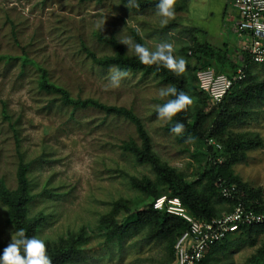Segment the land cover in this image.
Segmentation results:
<instances>
[{
	"label": "rangeland",
	"instance_id": "rangeland-1",
	"mask_svg": "<svg viewBox=\"0 0 264 264\" xmlns=\"http://www.w3.org/2000/svg\"><path fill=\"white\" fill-rule=\"evenodd\" d=\"M125 6L121 0H0V56L25 54L71 96L133 110L150 138L152 157L172 178L186 183L212 216L230 212L235 203L231 195H222L212 177L209 145L219 148L223 179L255 196L248 201L264 208V87L248 89L229 102L219 118V109L199 88L193 69L204 44L222 50L230 64L239 60L248 39L234 36L235 8L227 0H175L174 18L162 25L156 9L131 12ZM95 32L117 40L122 57L128 59L139 60L120 43L124 34L151 50L171 43L173 55L187 62L178 74L185 81L183 92L193 100L185 114L202 130L219 118L211 142L196 140L184 130L173 133L176 115L171 120L157 115V107L173 99L159 95L173 86L163 75L127 72L119 87H112V70L121 66L103 69L82 50L84 44L98 58L118 55L111 45L99 42ZM37 79L33 66L21 71L19 61L0 60V180L6 189L16 190L19 156L30 163L26 177L35 197L25 216L38 223L33 236L45 241L47 253L81 251L55 264H171L181 229L147 213L153 194L169 190L160 173L129 149L131 143L141 145L134 125L96 110L63 107L56 95L38 88ZM259 82L264 84V62L249 65L240 86ZM3 104L17 130V150L2 116ZM238 141L236 149H226ZM133 179L149 186L152 194ZM7 221V207L0 201V252L15 233ZM129 224L135 227L119 245L114 234ZM204 264H264V232L240 230Z\"/></svg>",
	"mask_w": 264,
	"mask_h": 264
},
{
	"label": "trees",
	"instance_id": "trees-1",
	"mask_svg": "<svg viewBox=\"0 0 264 264\" xmlns=\"http://www.w3.org/2000/svg\"><path fill=\"white\" fill-rule=\"evenodd\" d=\"M121 1L127 5L128 0H121ZM137 2L139 4L138 8L128 7V9L131 12H144L146 10L156 9V4L158 3V0H147V1L137 0ZM193 31L200 32L197 28L193 29ZM94 36L99 42L111 45L117 51L118 54L116 57L98 58L95 56V54L92 51H90L84 44H82V50L85 52L88 58H90L91 61L96 65H98L99 67L104 69V67L117 64L119 65V67L121 66L119 69L125 71L126 73L144 70L145 74H147L148 72L153 71L157 76L163 75L164 80L170 84H173V86L177 89L178 92L184 91L183 86L185 81L175 72L163 67L162 65H157V64L147 65L141 63L140 60L124 58L122 57V52H123L122 48L120 47L117 40L113 38L104 37L99 32H95ZM240 56L242 57L241 61L237 60L233 64H230L227 61L226 54L222 52V50L216 49L210 46L209 44L201 45V47L198 50V55L195 57L196 65H198L193 68L195 71V78L198 70L209 67L208 64L209 62H213L215 64L216 67L212 69L216 74H224L229 78H232V76L236 72L237 67L242 65L246 77V71L248 66L254 63H252L249 60V58L246 56L244 52L242 53L240 51ZM2 59L5 60L6 62L19 61L21 71L23 70V66L25 65L33 66L36 72L38 73V79H37L38 88L45 94L56 95L58 101L63 107H70L73 111L92 109L102 112L103 114H105V116H111L113 118H123L126 121L133 124L138 134V138L141 141V145L136 146L135 144L131 143L128 145L129 149L132 152L136 153L137 158L140 161L150 164L154 169H156V171L160 173L164 184L167 186L169 190V193H163V194L154 193L153 198H157L161 195L176 196L179 198L183 206L192 215L204 219H211L214 217L212 216L211 211H209V209L202 202V200L189 190L188 185L186 183H184L181 180L172 178L169 171L166 168L160 166L155 161V159L152 157L150 153L151 151L150 138L140 118L133 112V110L127 109L125 107L106 105L105 103H102L97 99H93V98H80V97L71 96V94L66 88L57 85L50 79L49 73L45 68L39 66L37 63H34L33 60H31L25 54L19 56H9V55L0 56V60ZM232 80H233L232 85L229 87V89H227L221 101L215 106L212 105L214 106V108L219 109V118L226 113L225 108L227 107L229 102L239 100L243 96V94L247 92L248 89L251 88L260 89L264 87L263 82H259L254 85L240 86V83H242L243 80L242 81H238L234 79ZM3 106L4 107L2 111L3 113L2 116L6 121H8V125L12 130L13 138L15 141V147L17 150L19 149V145H20L17 130L13 125L14 123L11 122L10 116L7 114L4 104ZM176 117H177V121H179L184 125V131L186 135L191 136L199 141L207 142L209 139L212 138V136L216 133V130L219 127V122H218L219 118H218V120H215L210 127L202 130L196 121H192L191 118L185 114V110L178 112L176 114ZM239 142L240 141L233 142L231 145H227L226 149L228 150L229 149L231 150L233 148L236 149L237 144ZM208 153L212 158V161L210 160V163L212 165L211 171H212L213 179L220 184L221 189L225 188L230 193V195L233 197L234 203L236 204L237 202H241L245 208H251L257 212H264V208L261 207V205L256 204L255 201L252 202L248 201V198L255 196L245 195L240 189L234 188L232 186L233 185L232 181L223 179V176L220 171V164L216 161V159L219 158L220 156L219 148H216V146L214 145H209ZM29 166L30 163H24V161L19 156V163L16 172L18 188L16 190L10 191L4 187L3 182L0 180V201L3 204H5L7 207V212H8L7 223L12 227V229L14 231L18 229H23L25 231L26 236L33 237L38 223L37 221L36 222L26 221V216H25L28 204L31 203L35 197L34 194H31L28 189V181H27L26 173L29 170ZM133 182L139 188L152 194V192L149 189V186L141 185L135 179H133ZM147 213L149 216H155V217L161 216L162 220L165 223H170L172 227L180 228L181 230L178 236L180 235V233H182L184 230L187 229V224L182 219L174 215H170L164 211H158L153 209L152 203L148 206ZM134 227L135 226L132 227L131 224H129L117 228V231L114 234V236L118 239L119 245H121V242L124 239L123 237L125 236V234L131 231V229ZM242 229L244 230V232H247L248 234H252L256 232H264V224L243 226L240 228V230ZM227 238L207 249L203 255L201 264H204V262L214 253L216 248H218L219 245L223 243ZM229 245L232 244H227L226 247ZM80 252L81 251L77 249L65 250V251L57 250L55 252L47 253V255L51 259V264L53 263L55 264L57 260L60 261L66 259L69 260L70 258L75 257V255L79 254Z\"/></svg>",
	"mask_w": 264,
	"mask_h": 264
},
{
	"label": "built area",
	"instance_id": "built-area-1",
	"mask_svg": "<svg viewBox=\"0 0 264 264\" xmlns=\"http://www.w3.org/2000/svg\"><path fill=\"white\" fill-rule=\"evenodd\" d=\"M238 18L233 31L241 37H248V43L240 50L254 64L264 62V0H231ZM241 56L238 61H241ZM199 88L209 95L212 105H217L234 80L242 81L245 72L242 65L237 67L232 78L224 74H216L211 67L200 69L196 73ZM208 140L207 143H210ZM216 148H218L217 145ZM219 161V158L216 159ZM223 196L230 193L221 189ZM152 207L182 219L187 224L173 244V260L171 264H201L203 255L211 246L221 242L228 236L240 231L243 226L264 224V212L245 208L237 202L230 212L218 217L204 219L192 215L178 197L161 195L152 200Z\"/></svg>",
	"mask_w": 264,
	"mask_h": 264
},
{
	"label": "clouds",
	"instance_id": "clouds-1",
	"mask_svg": "<svg viewBox=\"0 0 264 264\" xmlns=\"http://www.w3.org/2000/svg\"><path fill=\"white\" fill-rule=\"evenodd\" d=\"M175 0H158L156 4V14L161 18L162 25L167 24L175 16ZM125 7L138 8L137 0H128ZM104 25V24H103ZM98 26V27H102ZM141 30L136 28V32ZM121 44L127 49H131L141 63L152 65H162L163 67L181 74L185 71L186 60L183 57L173 55V45L169 42H162L156 45L155 50L145 47L143 44L136 43L134 39L124 34L121 37ZM110 79L112 87H119L120 80L127 73L118 68L113 69ZM161 97L172 96L166 103L157 107V115L165 120H171L178 112L185 110L193 103L192 98L184 92H178L174 86H168L159 92ZM184 125L179 121L175 122L171 131L176 134L182 133ZM0 264H51V259L47 255L45 241L35 236L28 237L23 229H18L10 236L9 244L0 252Z\"/></svg>",
	"mask_w": 264,
	"mask_h": 264
},
{
	"label": "crops",
	"instance_id": "crops-1",
	"mask_svg": "<svg viewBox=\"0 0 264 264\" xmlns=\"http://www.w3.org/2000/svg\"><path fill=\"white\" fill-rule=\"evenodd\" d=\"M227 4H228L229 6H231V0H227ZM234 12H236V13H235V14H236V15H235V19L237 20V18H238L237 11H234ZM236 20H235V21H236ZM232 31H233V30H232ZM233 32H234V31H233ZM234 36H237L238 38H241L242 40H243V39H248L247 36H245V37H241V36H238V35H235V34H234Z\"/></svg>",
	"mask_w": 264,
	"mask_h": 264
}]
</instances>
